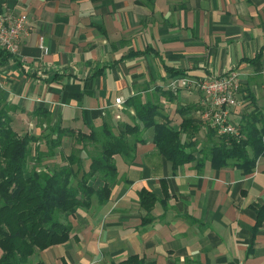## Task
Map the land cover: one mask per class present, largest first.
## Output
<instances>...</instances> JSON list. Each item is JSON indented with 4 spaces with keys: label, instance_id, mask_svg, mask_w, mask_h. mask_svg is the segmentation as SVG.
<instances>
[{
    "label": "crops",
    "instance_id": "1",
    "mask_svg": "<svg viewBox=\"0 0 264 264\" xmlns=\"http://www.w3.org/2000/svg\"><path fill=\"white\" fill-rule=\"evenodd\" d=\"M4 2L32 26L19 57L0 64V95L20 134L41 135L50 124L90 133L105 122H138V97L157 104V121L175 129L194 120L199 140L196 159L175 171L154 129L144 130L133 159L116 157L109 199L94 197L91 207L78 209L70 238L24 264H120L134 255L132 264H264V226L252 230L264 204V156L250 174L233 164L200 165L212 128L203 94L196 87L173 92L170 83L183 74L167 70L200 78L235 69L240 89L232 119L264 112V0ZM71 150L65 142L57 155ZM144 189L157 198L150 211L141 204Z\"/></svg>",
    "mask_w": 264,
    "mask_h": 264
},
{
    "label": "trees",
    "instance_id": "2",
    "mask_svg": "<svg viewBox=\"0 0 264 264\" xmlns=\"http://www.w3.org/2000/svg\"><path fill=\"white\" fill-rule=\"evenodd\" d=\"M12 56L0 51V64ZM167 70L171 76L187 75ZM133 102L138 122L116 127L105 122L90 133L50 124L43 134L34 135L13 128L10 107L0 95V264H24L37 251L67 241L73 229L70 216L91 207L94 197L100 203L109 199L118 175L116 157L133 159L137 145L146 141L141 136L144 130L154 129V142L175 171L196 159L199 140L196 129L190 128L194 120L184 119L181 128L175 129L169 121H157V104L141 103L138 97ZM256 110L239 123L238 135L212 127L198 163L209 160L214 168L233 164L245 174L252 173L264 156V112ZM182 133H187L186 140ZM70 141L71 152L57 155L58 148ZM140 199L148 211L157 200L147 189L140 192ZM256 213L253 232L264 226V204ZM134 261H138L136 255L120 264Z\"/></svg>",
    "mask_w": 264,
    "mask_h": 264
},
{
    "label": "built area",
    "instance_id": "3",
    "mask_svg": "<svg viewBox=\"0 0 264 264\" xmlns=\"http://www.w3.org/2000/svg\"><path fill=\"white\" fill-rule=\"evenodd\" d=\"M5 2L0 0V51H8L19 57L20 42L23 35L30 33L32 26L26 13L11 14L4 9ZM169 87L173 91L180 88L196 87L203 94V116L219 133H240L239 123L232 119V109L238 104L237 94L240 89V74L237 70L200 78L181 76L174 78ZM2 83L0 81V91ZM125 99L116 98L115 104L122 109ZM120 109V110H121Z\"/></svg>",
    "mask_w": 264,
    "mask_h": 264
},
{
    "label": "rangeland",
    "instance_id": "4",
    "mask_svg": "<svg viewBox=\"0 0 264 264\" xmlns=\"http://www.w3.org/2000/svg\"><path fill=\"white\" fill-rule=\"evenodd\" d=\"M58 150H60V149L58 148Z\"/></svg>",
    "mask_w": 264,
    "mask_h": 264
}]
</instances>
